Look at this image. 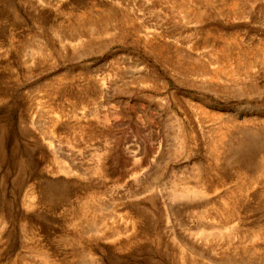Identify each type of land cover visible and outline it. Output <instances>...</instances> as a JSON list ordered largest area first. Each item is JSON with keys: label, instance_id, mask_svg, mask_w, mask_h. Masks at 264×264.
Returning <instances> with one entry per match:
<instances>
[{"label": "rangeland", "instance_id": "obj_1", "mask_svg": "<svg viewBox=\"0 0 264 264\" xmlns=\"http://www.w3.org/2000/svg\"><path fill=\"white\" fill-rule=\"evenodd\" d=\"M0 264H264V0H0Z\"/></svg>", "mask_w": 264, "mask_h": 264}, {"label": "bare ground", "instance_id": "obj_2", "mask_svg": "<svg viewBox=\"0 0 264 264\" xmlns=\"http://www.w3.org/2000/svg\"><path fill=\"white\" fill-rule=\"evenodd\" d=\"M178 193V192H177ZM180 193V192H179ZM182 193V192H181ZM181 195V194H180ZM183 195V194H182Z\"/></svg>", "mask_w": 264, "mask_h": 264}]
</instances>
